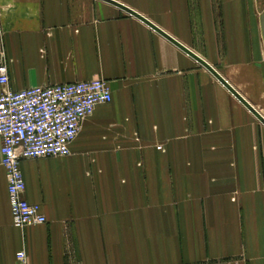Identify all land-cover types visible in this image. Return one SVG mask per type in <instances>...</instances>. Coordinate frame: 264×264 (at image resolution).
Segmentation results:
<instances>
[{"label": "crops", "instance_id": "1", "mask_svg": "<svg viewBox=\"0 0 264 264\" xmlns=\"http://www.w3.org/2000/svg\"><path fill=\"white\" fill-rule=\"evenodd\" d=\"M114 1L264 116L263 0ZM1 41L12 89L102 78L113 100L69 156L22 161L44 224L14 225L0 139V264H264V125L204 66L106 0H0Z\"/></svg>", "mask_w": 264, "mask_h": 264}, {"label": "built area", "instance_id": "2", "mask_svg": "<svg viewBox=\"0 0 264 264\" xmlns=\"http://www.w3.org/2000/svg\"><path fill=\"white\" fill-rule=\"evenodd\" d=\"M112 100L110 83L102 78L12 89L6 48L0 42L1 164L6 169L16 227L47 222L41 205L25 197L22 161L69 156L83 122L99 105ZM16 262L29 264L26 251L16 254ZM67 264L79 263L70 259Z\"/></svg>", "mask_w": 264, "mask_h": 264}, {"label": "water", "instance_id": "3", "mask_svg": "<svg viewBox=\"0 0 264 264\" xmlns=\"http://www.w3.org/2000/svg\"><path fill=\"white\" fill-rule=\"evenodd\" d=\"M122 10L128 12L129 14L137 17L138 19L142 20L146 24H148L150 27H152L154 30H156L158 33L163 35L166 39H168L171 43L176 45L179 49H181L183 52L188 54L190 57H192L194 60H196L198 63H200L202 66H204L210 73H212L229 91L232 93L234 97H236L247 109L250 110V112L253 113L257 117V119L264 125V116L260 113L259 110H257L227 79H225L220 72L209 62H207L203 57H201L199 54L194 52L189 47L185 46L172 36H170L168 33L161 30L158 26H156L154 23H152L150 20H148L146 17L140 15L136 11L126 7L125 5H122L119 2H116L114 0H106Z\"/></svg>", "mask_w": 264, "mask_h": 264}, {"label": "bare ground", "instance_id": "4", "mask_svg": "<svg viewBox=\"0 0 264 264\" xmlns=\"http://www.w3.org/2000/svg\"><path fill=\"white\" fill-rule=\"evenodd\" d=\"M80 133V132H79ZM79 135V134H78ZM78 137V136H77Z\"/></svg>", "mask_w": 264, "mask_h": 264}, {"label": "rangeland", "instance_id": "5", "mask_svg": "<svg viewBox=\"0 0 264 264\" xmlns=\"http://www.w3.org/2000/svg\"><path fill=\"white\" fill-rule=\"evenodd\" d=\"M264 1V0H263Z\"/></svg>", "mask_w": 264, "mask_h": 264}]
</instances>
